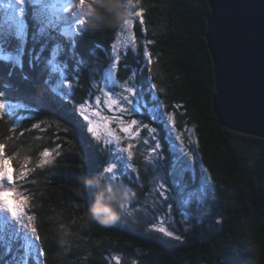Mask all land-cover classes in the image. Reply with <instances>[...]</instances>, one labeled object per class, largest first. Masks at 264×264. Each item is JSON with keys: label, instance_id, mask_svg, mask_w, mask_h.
Here are the masks:
<instances>
[{"label": "trees", "instance_id": "trees-1", "mask_svg": "<svg viewBox=\"0 0 264 264\" xmlns=\"http://www.w3.org/2000/svg\"><path fill=\"white\" fill-rule=\"evenodd\" d=\"M83 2L87 9L81 14L91 30L79 40L78 50L88 58L89 50L95 49L107 64L106 50L111 43L117 44L122 23L132 15V0ZM3 5L0 0V57L11 59H0V94L8 103L7 114L0 119V143L8 155L15 156L14 175L20 165L27 169L19 189L28 197L27 212L34 217L32 224L41 237L46 264H264V139L223 128L215 114V63L205 37L209 0H140L137 5V10L145 12L146 24L142 35L141 25H135L140 39L137 53L128 54V72L136 71L135 82L144 90L149 107L171 115L176 126L171 133L168 129L159 131L167 157L163 176L153 156L149 158L141 148L133 153L134 163L140 161V170H131L135 179L130 175L123 180L136 195L130 199L131 208H125L109 225L86 219L88 209L107 184L102 171L110 160L108 150L86 132L83 117L59 100L47 98L43 81L48 72L43 61L32 67L40 47L33 39L38 26L34 12L43 9L42 19L60 27L65 19L52 16L53 10H44L49 3H28L25 20L29 35L22 47L8 32L12 25ZM117 28L122 30L114 35ZM144 49L152 54L151 64L142 56ZM128 72L122 60L119 77L125 78ZM153 83L156 89L149 92ZM91 84L85 68L80 86L63 91H73L74 103L90 95L102 97L103 92L92 89ZM19 103L26 104L28 111L16 108ZM146 113L143 110L139 116L148 123ZM177 134L196 154V185L205 175L211 185L203 203L188 208L193 215L189 213L192 220L187 224L178 212L181 189L175 186V177L168 175L179 153L174 147L179 144ZM45 150L51 153L46 158L49 163L40 166L45 159L40 153ZM192 175V171L185 173L188 183ZM160 176L169 186L166 201L156 195ZM85 180H92V184L84 187ZM121 180H115L116 186ZM168 202L177 209L175 214L163 209ZM159 214L173 217L176 226L172 227L179 240L149 230L162 227ZM4 230L0 225V235L5 237L0 241V264H20L22 250H32L34 244L22 234L13 241L12 232L6 235L9 232ZM8 244L11 255L4 251Z\"/></svg>", "mask_w": 264, "mask_h": 264}, {"label": "snow or ice", "instance_id": "snow-or-ice-1", "mask_svg": "<svg viewBox=\"0 0 264 264\" xmlns=\"http://www.w3.org/2000/svg\"><path fill=\"white\" fill-rule=\"evenodd\" d=\"M77 2V0H76ZM41 0H33L34 5H39ZM140 0H132V15L124 23L123 28L129 33L130 43L123 48V51L117 52V44L111 43L106 50V55L109 58V63H105L103 57L99 56L95 49L89 50L88 58L78 50V43L83 36L90 31V27L86 24V20L77 18V28L73 30L70 25L65 24L60 27L58 23L42 19L43 9L34 12L33 18L37 23L36 31L33 35V39L39 43V52L34 55L36 63L32 64V67H36L41 61L47 69L48 75L44 78L43 83L46 87L47 98L51 101L59 100L61 104H65L71 108L74 113H78L80 117H83L81 121L86 132L91 133V136L105 147L110 153L114 148L119 152L125 154L127 160H131L133 157L132 143H128L127 146H121V135H117V132L109 127L110 124H116L120 126V131L123 134H128L129 139L134 135L137 139H142V142L146 147V153H150L154 157V161L159 163L157 171L161 176L163 173V162L167 159L163 151L161 137L159 131L162 129H168L169 133L175 128L176 121L174 118L165 113L162 110H153L145 102V92L140 89L136 80V71L128 72V54L135 55L138 51V43L140 37L135 34V25L138 23L141 25V35L144 31L146 24L145 12L143 9L137 10V5ZM13 4L20 7L14 8ZM27 0H13L8 3L6 7V16L9 20L13 21V25L9 27L10 32L24 47L28 41L29 25L25 20ZM10 10V11H7ZM81 16V15H80ZM17 17L19 19H17ZM122 29L117 28L114 30V35ZM2 31V29H0ZM59 37V39H58ZM47 53V55H45ZM142 56L146 59L148 64L152 63V54L149 50L144 49ZM0 59H11V57H0ZM123 60V68L128 75L121 79L118 75L120 70L121 61ZM19 62V58H17ZM87 68L90 79L92 80L91 87L98 92H103L104 99L100 95L88 96L79 103H74L75 95L73 91H63L64 89L73 90L74 86L78 87L81 83V74ZM151 71L150 68L146 69ZM100 76L104 80H110L111 85L106 90L101 88L96 81V77ZM156 89V85L153 83L150 85L148 91L151 92ZM156 97L153 95L152 97ZM104 111L115 108L118 109L115 115H101L99 111L100 106H104ZM8 103L3 94H0V119H2L7 113ZM16 108L21 111H28L26 104L19 103L15 105ZM91 108H96V111H90ZM142 110H147L149 116V122L145 123L139 114ZM25 116H21L20 119H25ZM99 118V119H97ZM87 123L84 124L83 122ZM33 127H40L39 124H33ZM57 127L61 125L57 124ZM143 129L148 135L141 137L140 130ZM64 131H70L64 128ZM176 139L180 141L179 145L174 147L179 148L180 155H175L172 161V167L169 170L168 175L175 177L174 184L181 189L183 194V203L190 205L193 203L202 202L208 190L210 189V178L204 176L202 182L199 185L195 183L194 166L196 163V154L192 151L191 147H185L184 139L181 135L177 134ZM115 142V143H114ZM41 157L45 158L40 161V166L49 163L46 159L51 153L48 150L40 153ZM15 156L8 155L5 151V145L0 143V213L4 214L5 218L11 221L12 235L11 239L14 241L18 235L23 234L26 240L33 242L34 247L32 250L25 247L22 250V259L20 264H46L42 257L45 256V252L42 245L39 243L41 240L38 234L37 228L32 224L34 217L27 212L28 197L24 196L19 190L20 183L24 181L27 175V169L25 165H20L13 170V160ZM103 172L109 174L113 179H118L120 176L119 168L115 162H105ZM131 169V165L128 166ZM192 171L191 183L185 182V173ZM129 175H135L133 172H129ZM159 191L156 195L161 201L169 199V186L160 179ZM136 193H133L135 196ZM134 206V205H133ZM164 207L170 213V209L165 204ZM150 231H156L163 233L165 236L179 240L180 237L176 236L168 228H150ZM5 237L0 235V241ZM5 254H12V246L8 244L5 248Z\"/></svg>", "mask_w": 264, "mask_h": 264}, {"label": "water", "instance_id": "water-1", "mask_svg": "<svg viewBox=\"0 0 264 264\" xmlns=\"http://www.w3.org/2000/svg\"><path fill=\"white\" fill-rule=\"evenodd\" d=\"M213 107L223 128L264 139V0H209Z\"/></svg>", "mask_w": 264, "mask_h": 264}, {"label": "rangeland", "instance_id": "rangeland-1", "mask_svg": "<svg viewBox=\"0 0 264 264\" xmlns=\"http://www.w3.org/2000/svg\"><path fill=\"white\" fill-rule=\"evenodd\" d=\"M1 1L4 3V5H3L4 8H2V7L1 8L6 13V7L5 6L8 3L13 2V0H1ZM32 2H33V0L32 1L31 0H27V5H28V3L31 4ZM41 2L49 3V6L47 8L45 7L44 10L45 9H47L48 11L49 10H53V12H55V13H53L52 16H54L56 18H59V19H62L63 18V19H67V20H69V19L72 18L73 21H74V23H75L74 24V27L76 25L77 18H82L83 19V14H81V13L79 15H77V17H73L74 12L78 10V8H79V6L81 4V0H77V2H76V0H41ZM89 3H90V1L88 2V5H89ZM27 5H26V11H27ZM13 7L18 9L20 6L13 4ZM85 9H87V6H85L84 10ZM7 11H10V10H7ZM56 14H59V16H56ZM17 19H19V18L17 17ZM8 22H10L11 25H13V21H11V20L8 19ZM72 24H68V25L72 26ZM129 43H130V41H129V33H128L127 30H124V28H123V31H121V35L118 38V42H117V52H119V49H120L121 45L124 48ZM96 81H97V83H99L100 87L103 88V89H105V90L108 87H110V85H111V81L110 80H104V79L101 78V79L96 80ZM101 95H103V94L101 93ZM101 98L104 99L103 96ZM105 107H106V105L100 106L99 111L101 112V115H115L116 112L118 111V109L112 108V109H109L106 112V111H104V108ZM96 110H97L96 108H91L90 109V111H96ZM141 112H143V110ZM97 119H99V118H97ZM109 127H112L117 132V135H121V146H127L128 143H132L134 141V143H132V151H133V153L137 152V149L138 148H141L143 154H145L149 158L152 157V155L150 153H146V147L147 146H145L143 144L142 139H137L134 135L131 137V139H129L128 134H123L120 131V126L119 125H116L114 123L113 124H110ZM140 132H141V137H145V136L148 135L143 129H141ZM179 144H180V141H179ZM179 144H177V145H179ZM108 153L110 155L109 156L110 157V160L108 162L109 163H111V162L117 163L118 168H119V173H120V176L118 177V179H113L109 174H105L102 171V174H103V176L105 178V181H106V183L108 185V191L109 192H112L113 185L116 186V181L115 180H117V181L120 180V179L123 180L125 177H129L130 178L129 172L131 170H136L134 173H137V171L140 170L139 169V165H140L139 163H140V161H139V163L135 164L134 161H133V159L127 160L125 158V154L119 152V150L116 149V148H114L111 153L108 151ZM178 155H180V152L178 153ZM147 164L149 165L150 163L148 162ZM129 165H131V169H129V167H128ZM143 166L146 167L145 165H143ZM131 172H133V171H131ZM156 172H154V173H156ZM160 179H162L161 176H160ZM185 182L188 183V181L186 179H185ZM125 184L126 183L123 180L120 183V186L121 187L127 186V187L131 188L132 189V193H133V187L130 186V185H127V184L125 185ZM156 186H158V188H159V183L156 184ZM179 195L181 197L182 204H181V206L178 207V209H179L178 212H180V215H182V217H183L182 221L187 224L188 221H191L192 220L191 219L192 216L190 215L192 213L190 211H188V208L192 204L185 206V204L183 203V194H182V192H180ZM133 197L134 196L132 194L131 199H133ZM130 202H131V200H129L127 202L125 208H128V207H129L128 209L131 208ZM166 205L171 210L170 211V214H175V212H176L177 209L173 206V204L171 202H168V203H166ZM163 209L166 210V208H163ZM159 215H160L159 216L160 217V220L158 222H160L161 226L164 227V228H168L170 231H172L175 234L176 229H173V227H172V226H176V224H174L173 217H171L169 215H166V214H163V215L162 214H159ZM0 225H1V228L2 229H5L4 230L5 232H9L6 235L10 234L13 231L12 226H11V221L8 220V219H6L5 216H4V214H2V213H0ZM22 236H24V235L22 234ZM27 241H30V240H27ZM19 247L22 248L21 245Z\"/></svg>", "mask_w": 264, "mask_h": 264}, {"label": "clouds", "instance_id": "clouds-1", "mask_svg": "<svg viewBox=\"0 0 264 264\" xmlns=\"http://www.w3.org/2000/svg\"><path fill=\"white\" fill-rule=\"evenodd\" d=\"M92 184V180H85L84 187ZM132 189L124 186L113 185L112 192L108 191L105 184L96 200L86 213L88 222H96L100 225H109L118 220L123 214L127 202L132 197Z\"/></svg>", "mask_w": 264, "mask_h": 264}]
</instances>
